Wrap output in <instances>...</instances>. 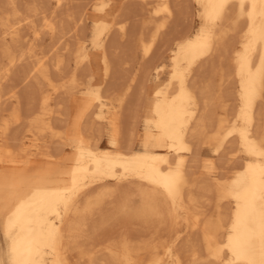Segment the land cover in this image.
Masks as SVG:
<instances>
[{
  "label": "bare ground",
  "instance_id": "1",
  "mask_svg": "<svg viewBox=\"0 0 264 264\" xmlns=\"http://www.w3.org/2000/svg\"><path fill=\"white\" fill-rule=\"evenodd\" d=\"M184 1L0 0V264H183L178 243L189 229L201 230L206 259L264 264V0H194L201 24L192 35L170 30ZM69 5L76 10L60 15ZM46 35L48 61L33 60ZM222 53L230 71L221 77L236 82L230 105L224 81L201 78ZM133 93L139 113L127 138L121 123L134 111L122 119L120 110ZM218 105L231 116L203 138ZM201 141L232 162L229 176L212 175L216 208L232 203L227 216L205 217L189 190ZM212 158L203 160L210 174ZM189 254L187 264H202Z\"/></svg>",
  "mask_w": 264,
  "mask_h": 264
},
{
  "label": "rangeland",
  "instance_id": "2",
  "mask_svg": "<svg viewBox=\"0 0 264 264\" xmlns=\"http://www.w3.org/2000/svg\"><path fill=\"white\" fill-rule=\"evenodd\" d=\"M73 1H76L77 2V0H73ZM79 1H82V0H78V2ZM190 4V5H189ZM72 5H69L68 6V8H67V6H63L61 9H60V15H64L65 13H67V12H69V11H75L76 9L75 8H77V6L75 5V6H73V8L71 7ZM188 6V7H187ZM184 7H185V9H184V12H183V16L182 17H184V18H182V20H181V23L179 22L178 23V20L175 18V17H177V15H175V17H173V20H174V18H175V22L176 23H174L175 25L177 24V26H174V24H171V27H172V25L174 26L173 28H171L170 30H172V32H185V33H188L189 35H192L194 32H196L197 31V29L199 28V26H200V22H201V18H200V16L198 15V13L200 14V11H201V9H200V4L197 2L196 3V1H194V0H185L184 1ZM70 8V9H69ZM189 9V10H188ZM65 10H66V12H65ZM186 10V11H185ZM188 11H190V12H188ZM187 12V13H186ZM64 13V14H63ZM90 13V12H89ZM188 13H190V14H188ZM188 14V16H186ZM149 16H150V14H149ZM150 17H152L153 19H159V17L157 16V15H155L154 16V14H152ZM149 17V19H152V18H150ZM148 18V17H147ZM185 19V20H184ZM172 20V21H173ZM177 20V21H176ZM192 20V21H191ZM171 21V23H173ZM185 22V23H184ZM153 23V22H152ZM179 24V25H178ZM187 24V25H186ZM149 27H147L146 28V30L149 28L150 30L153 28V26H154V24L152 25V24H149L148 25ZM152 28H151V27ZM191 26V27H190ZM81 28H82V26H80ZM92 27H93V23L91 22V21H89L88 23H87V26H86V44L88 45V49H90V47H89V43H90V38H91V34H92ZM177 29H176V28ZM179 27V28H178ZM188 27H189V29H188ZM79 28V27H78ZM148 29V30H149ZM80 30V29H79ZM174 30V31H173ZM176 30V31H175ZM188 30V31H187ZM82 31V30H81ZM91 33V34H90ZM65 37H67L68 38V40H69V38L72 40V38L69 36V35H67V36H65ZM233 37V35L232 36H230V37H228V42H231L232 40H234V37ZM232 38V39H231ZM231 41H230V40ZM49 40H51L50 39V37L48 36V35H46L45 37H44V40L42 41V43H41V46L43 47V49L44 50H40L35 56H33L32 57V59L33 60H35L36 58H39V57H43V55H45L44 57H43V59L45 60V58H46V60L48 59V57L47 56H49V55H51V52L48 54V52L49 51H47V50H45L50 44V41ZM70 40V41H71ZM47 41L49 42L48 44L49 45H47L46 46V44H47ZM127 43V42H126ZM63 45L64 44H62V43H59V45L57 46V48L59 47V49L60 48H62V49H60L59 50V52H64V50H63ZM43 51H44V54H43ZM45 51H46V53L48 54H46L45 53ZM224 53H222V55L221 56H219L218 58H216V60H215V62L214 63H216V64H218V65H216L215 64V69H216V73L215 74H212V69L214 68V67H211L210 68V66H206L204 69V71L202 70V79L203 80H206V81H213V83H218L219 82V80H222V81H224V82H222V84L220 85V89L222 90V88H223V93H224V95L222 96V98L224 99V101H222V103L223 104H229V103H231L232 102V100H231V98H229V99H226L227 97V94H225V93H227L228 91H231L232 92V90H233V93H234V90H235V87H236V85L233 87V86H230V85H232V82L233 83H236L235 82V78L233 77V75L232 76H228V77H225V76H223V77H221L222 75H221V73L222 72H226V71H228L229 70V61H227L228 59H225L224 58ZM135 60H133V62H131V64L133 63L134 65H131V70L129 69V71L127 70V72L129 73V74H131V73H135L136 74V72H137V70H138V68H139V65H140V61H141V54H140V52L138 51L137 52V54H135ZM130 58H131V56H130ZM168 59H169V55H167L166 57H165V60H164V62H167L168 61ZM45 60V61H46ZM167 60V61H166ZM222 60H223V62H222ZM48 61V60H47ZM222 62V63H221ZM93 64H94V68H97L98 69V63L96 62V61H93ZM51 67H53V66H51ZM227 68V69H226ZM218 70V71H217ZM132 71V72H131ZM205 71H206V74H207V77H206V74H205ZM230 71V70H229ZM204 72V73H203ZM209 73V74H208ZM53 74V73H52ZM126 74V73H125ZM204 74H205V76H204ZM55 76V77H54ZM53 77H54V80L56 79V74L54 73L53 74ZM52 77V78H53ZM166 77H167V73L165 72L163 75H162V77L161 78H153L152 77V80H151V82L150 83H148V86H147V94H146V96L143 98L144 99V101L143 102H145V103H147V100L151 97V95H152V92H153V90L154 89H156V88H158V87H162L163 86V84L166 82ZM212 77H215V78H212ZM230 78V79H229ZM215 80V81H214ZM96 83V84H95ZM92 84H94L95 86L96 85H102V87L104 86L105 87V84L104 83H100L98 80H94L93 82H92ZM234 85V84H233ZM233 87V88H232ZM220 89H218L219 91H220ZM222 93V94H223ZM134 94V93H133ZM137 95L136 94H134V95H130L129 97H128V99L126 100L127 101V104H126V102L123 104V106H122V108L124 109V111H121V110H123L122 108H121V110H120V112H122V115L124 114V116H122L121 114V118L122 119H124L125 118V115H127L126 114V112L128 113L129 112V110L128 109H131V108H133V111L134 112H132L131 110H130V112L135 116H133L132 114H129L128 116H126V118H129V116H130V118L132 117V119H130L129 121H128V119H124V121L121 123V126H122V131L124 130V128H125V130H124V134H126V137L128 138V133H127V130L129 131V129L133 126V125H135V123H136V117L138 116V111H137V109L139 108L138 107V105L137 104H139V103H137V101L139 100V99H137L136 100V97ZM225 97V98H224ZM130 98V99H129ZM134 98H135V100H134ZM59 99V98H58ZM226 99V100H225ZM128 100L130 101L129 103H128ZM132 101H134V102H132ZM135 102H136V104H135ZM54 102H52V105H51V107H53V108H56V106H54ZM134 104L136 105V107H134ZM144 104V103H143ZM142 104V105H143ZM127 105V106H126ZM141 105V106H142ZM230 105V104H229ZM130 106V107H129ZM125 107V108H124ZM221 107V108H220ZM135 108H136V110H135ZM126 109V110H125ZM229 109V110H228ZM227 110H228V112L226 111V110H224L223 109V107L222 106H220V105H218L217 107H216V112H215V114H208L207 116H208V121H209V123L207 124V128H206V130H205V133L206 134H204V136H203V138L204 137H206L207 135H210L211 133H213L216 129H217V119H218V117L219 116H222V115H225L226 113H229L230 114V106H229V108H228ZM128 110V111H127ZM139 110V109H138ZM141 111H142V115H143V118H142V121L139 123V125H138V133H143V131H145L146 130V128H147V125H146V122H145V117H149L150 116V112H149V109H148V107H145V109H143V108H141L140 109ZM138 113H137V112ZM140 111V112H141ZM5 114H7V112L6 111H3ZM129 112V113H130ZM210 115V116H209ZM215 115H217V116H215ZM230 116H231V114H230ZM230 116H228V117H230ZM215 117H217V118H215ZM211 118V119H210ZM134 119H135V122H134V124L132 123L131 125H127V123H131V122H133L134 121ZM212 120V121H211ZM213 120H214V123H212L213 122ZM126 121H128V122H126ZM212 124H214V125H212ZM216 125V126H215ZM213 128H212V127ZM214 126H215V128H214ZM209 128H211V129H213V130H211V129H209ZM208 131V132H207ZM210 131V132H209ZM123 134V135H124ZM124 138V137H123ZM47 140H49V137H47L46 138ZM125 140H126V138H125ZM203 140V139H202ZM107 144V145H106ZM136 147H135V149H137V150H140V149H143V146L141 145V143H140V141L138 140V141H136ZM99 145H100V147L101 148H103V149H105V148H108L109 147V144L107 143V141H106V136L104 135L102 138H101V140H100V142H99ZM195 148H196V150H195ZM194 148V152H196L195 154L197 155L198 153H200V154H198L197 156L199 157L200 156V158H198L195 154H194V157L196 158L197 157V162L195 161L194 162V164L197 166V167H195L194 166V164H192L193 163V161L190 163V164H192L193 165V168L195 167V169L196 168H198L199 166V168L198 169H196L197 170V172L195 171V169H193L192 167V169H190V170H192L193 172H195L194 174H192L191 172L189 173V174H191L190 176H191V180H193V182H194V185H193V187H191L189 190H190V192L192 193V195L194 196V194H195V199L197 198V200H196V203L198 204H196L199 208H200V211L201 212H203L204 213V215H206L205 217H210V218H212V219H214L215 217H216V215L220 212V211H223V214L222 215H225V216H227L228 214H226V211H228L229 212V209L231 208V206H232V203L231 202H229V201H222L221 203H220V208L219 209H217L216 207H217V197H216V191L213 189L214 187V182H213V176L212 175H216V176H218V175H220V177H222V179H224V177H227V176H229L230 175V173H231V170H230V168H231V164H232V162L228 159V157H226V156H228L226 153H224V154H222V155H218V154H214L213 153V151H212V147L211 146H209V145H207V144H205V143H203L202 141L198 144V145H196V147ZM199 148V149H198ZM198 149V150H197ZM220 156V157H218V156ZM221 156H223V157H221ZM205 157L206 158H212L213 160H214V163H215V165H216V163L218 162V164L216 165V169H215V171L213 172V173H207L206 172V170L203 168V160L205 159ZM226 157V159H224ZM216 160H215V159ZM224 160H223V159ZM201 161H200V160ZM226 160V161H225ZM198 161H200V162H198ZM197 163V164H196ZM200 164V165H199ZM219 164H221V165H219ZM229 164V165H228ZM220 168H219V167ZM224 167V168H223ZM226 168V169H225ZM36 169H39V168H36ZM189 170V171H190ZM200 170H202V171H200ZM222 172H224V173H222ZM207 173V174H206ZM207 177V178H206ZM219 177V178H220ZM202 179V180H201ZM212 179V180H211ZM195 182H196V184H195ZM198 182V183H197ZM205 182V183H204ZM210 184L209 186H208V184ZM213 185V186H212ZM196 186V187H195ZM197 186H198V188H197ZM207 186V188L205 189L204 187H206ZM212 186V191H211V189H210V187ZM193 188V189H192ZM193 191V192H192ZM205 193V194H204ZM201 194V195H200ZM210 194H212V195H210ZM208 196H210L209 198H208ZM211 196H214V197H211ZM200 199V200H199ZM228 202H229V204H228ZM217 203V204H216ZM229 207V208H228ZM209 208H211L210 210H208ZM227 208H228V210H227ZM206 209V210H205ZM222 213V212H221ZM220 213V214H221ZM193 230V231H192ZM190 231V232H189ZM189 231H186L187 233L182 237V239L180 240V242L178 243V246H179V250L181 251V258H182V260H183V264H187V263H190L191 262V260H188V259H191V255L189 254V253H191V251H192V249H194V250H196L197 252H198V255H199V258H200V260H202V264H217L216 263V261L214 262L213 260H211V258L209 257H207V259H206V250H205V243H204V241H203V238H202V234H201V230L200 229H189ZM218 232H220V233H218ZM217 232V236L220 238V236H221V231L219 230ZM200 233V234H199ZM220 236H219V235ZM191 235V236H190ZM198 238V239H197ZM183 243V245L181 246L180 244H182ZM5 240H4V237L2 236V233H1V231H0V250H2V249H5ZM182 248V249H181ZM186 249V250H185ZM188 250V251H187ZM184 252V253H183ZM182 254H184V255H182ZM204 254V255H203ZM186 255V256H185ZM189 255V256H188ZM203 256V257H202ZM185 258H186V260H185ZM202 258H204V259H202ZM206 259V260H205ZM204 260V261H203ZM189 261V262H188ZM213 261V262H212ZM219 264V263H218Z\"/></svg>",
  "mask_w": 264,
  "mask_h": 264
}]
</instances>
